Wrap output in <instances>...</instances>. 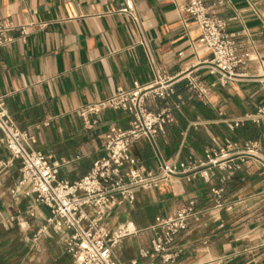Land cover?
<instances>
[{
  "label": "crops",
  "instance_id": "obj_1",
  "mask_svg": "<svg viewBox=\"0 0 264 264\" xmlns=\"http://www.w3.org/2000/svg\"><path fill=\"white\" fill-rule=\"evenodd\" d=\"M134 1L158 68L175 80V94L148 99L152 111L171 108L174 122L158 136L157 149L140 139L131 145L132 156L156 171L160 156L170 162L201 159L227 138L257 141L264 154V123L230 127L264 105V0H206L209 11L237 34L246 61L227 84L209 67L211 50L200 43L197 23L183 10L187 0ZM122 2L0 0V20L17 26L14 40L0 47V96L29 146L60 164L59 179L75 181L89 173L105 154L109 129L130 125L129 113L106 109L90 128L80 107L154 79L135 23L118 12ZM189 78L207 87L204 99L188 88ZM0 161L7 163L0 186V264H76L64 232L51 225L41 231L51 210L19 187L20 160L11 159L1 142ZM226 175L216 169L209 179L172 177L156 189L138 191L134 206L116 208L111 226L136 229L115 248L119 264H164L151 246L157 234L152 227L192 200L202 216L178 233V254L168 264H264V167L248 160L224 180ZM221 187L222 206L215 208L212 189ZM143 250L150 254L143 256Z\"/></svg>",
  "mask_w": 264,
  "mask_h": 264
},
{
  "label": "built area",
  "instance_id": "obj_2",
  "mask_svg": "<svg viewBox=\"0 0 264 264\" xmlns=\"http://www.w3.org/2000/svg\"><path fill=\"white\" fill-rule=\"evenodd\" d=\"M183 10L194 20L200 31V43L211 50L209 67L218 75V82L227 84L238 77V68L245 64L240 55L237 34L228 31V22L211 13L206 0H187ZM118 12L128 15L135 23L139 40L152 67L154 79L145 86L130 89L120 88L111 97L80 107L85 124L93 128L98 124L99 114L106 109L129 113L127 128L114 125L106 136L105 154L96 159L93 167L82 178L75 181L58 178L60 164L52 156L29 146V137L11 120L4 97L0 96V142L6 147L11 159L20 160L19 187L33 196L36 205H45L51 210L47 225L57 232L66 234V247L76 264H119L115 248L124 238L136 233V229L124 223L112 227L110 217L121 206H134L140 190L156 189L172 177L191 180L195 175L205 179L213 177L216 169L227 173L229 179L242 165L252 160L264 167V154L257 141L243 143L227 138L222 145L211 149L201 159L187 162H170L160 156L156 171L147 169L131 154V145L148 140L157 149V138L166 126L174 122L172 109L167 107L158 112L147 107L150 98L167 100L175 94V80L161 73L139 16L134 0H123ZM17 26L0 20V47L9 45ZM27 33V27L21 28ZM216 85V82L213 83ZM188 88L198 98L204 99L207 87L199 80L189 78ZM246 121L264 123V105L253 113L234 120L230 127L237 128ZM7 163L0 161V186ZM224 189L213 188L215 208L222 206ZM202 211L194 200L189 201L170 217L162 219L153 228L157 232L151 240L153 252L159 253L164 264L171 263L178 254L174 248L178 233L188 230L192 221L200 220ZM149 250L142 255L148 256Z\"/></svg>",
  "mask_w": 264,
  "mask_h": 264
}]
</instances>
